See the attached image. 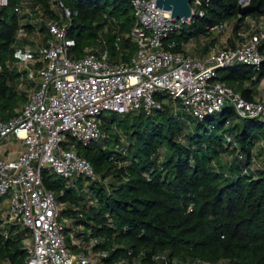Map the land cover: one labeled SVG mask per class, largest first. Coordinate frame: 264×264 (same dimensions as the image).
<instances>
[{
	"label": "trees",
	"instance_id": "obj_1",
	"mask_svg": "<svg viewBox=\"0 0 264 264\" xmlns=\"http://www.w3.org/2000/svg\"><path fill=\"white\" fill-rule=\"evenodd\" d=\"M19 2L8 0L0 7L2 120L13 117L27 100L26 92L17 90L21 73L16 62L23 52L36 57L48 37L43 22L14 11ZM25 2L33 13L38 6L44 17L53 15L49 0ZM63 2L73 12L67 32L70 57L80 58L91 46L110 62L129 60L136 48L129 0ZM248 2L258 9L239 15L238 0H201L197 9L203 15L170 32L164 47L175 43L169 49L181 51L182 44L205 35L208 26L231 19L237 35L248 15H264V0ZM31 35L35 45L25 50L27 41H34ZM258 49L264 56V39ZM217 74V80L251 100L264 77V58L258 69L234 63ZM215 115L218 123H213ZM100 118L105 136L73 148L90 162L98 180L77 177L72 186L42 170L44 185L63 204L61 216L71 219L64 229L68 249L73 227L67 225L72 223L82 228L80 241L94 239L95 264H264V166L252 169L254 144L264 142V120L239 118L229 105L199 120L171 102L151 114L106 112ZM244 167L246 174L241 173ZM1 223L0 217V264H21L29 234L19 225Z\"/></svg>",
	"mask_w": 264,
	"mask_h": 264
},
{
	"label": "built area",
	"instance_id": "obj_2",
	"mask_svg": "<svg viewBox=\"0 0 264 264\" xmlns=\"http://www.w3.org/2000/svg\"><path fill=\"white\" fill-rule=\"evenodd\" d=\"M135 24L131 32L135 52L127 61L110 62L93 47H86L80 58H72L67 32L73 12L63 0H49L53 15L44 17L36 6L33 13L20 0L15 12L25 11L33 23L43 22L48 37L38 45L36 57L21 53L16 66L21 73L18 91L27 100L8 120L0 115V147L12 136L20 149L12 159L0 158V197L8 196L2 225H19L28 232L30 244L21 264H95L83 253L73 254L65 245L68 218L61 216V205L42 181L48 169L74 186L77 177L98 180L92 165L78 155L73 145L64 146V134L88 145L105 136L100 116L106 112L151 114L169 102L179 103L189 115L201 120L229 105L239 118L264 120V81L251 100L217 80L219 68L243 63L258 69L264 56L258 46L264 39V21L255 24L249 38L225 50L213 49L199 60L184 51L165 48L163 39L189 24L203 10L201 0H192L193 16L186 20L171 17L156 8V0H129ZM249 0H238L239 6ZM8 0H0V7ZM223 22L206 28V34L219 30ZM184 44H182L183 46ZM168 103V102H167ZM242 159V154L236 152ZM242 174L248 173L244 167ZM190 208V206H189ZM6 236V232L4 231ZM207 263L201 260L184 264Z\"/></svg>",
	"mask_w": 264,
	"mask_h": 264
},
{
	"label": "crops",
	"instance_id": "obj_3",
	"mask_svg": "<svg viewBox=\"0 0 264 264\" xmlns=\"http://www.w3.org/2000/svg\"><path fill=\"white\" fill-rule=\"evenodd\" d=\"M258 21H264V15H260V16L248 15L245 19V23L243 26L248 25L250 23L252 24L253 22L256 23ZM209 38L210 36L208 35H199L195 38H191L189 41L184 43L181 49L185 53L192 55L194 58L203 60L213 50L211 48V45L214 44V42L212 41L211 38L210 40H208ZM204 39H207V40L205 41ZM263 81H264V77L261 79L257 87L253 90L252 97L257 93ZM246 85H248L247 82H246ZM13 146H16V147H14V149H11ZM19 149H20V146L18 142L12 136H10L3 142V144L0 147V158L4 160L12 159ZM60 205L63 206L62 203ZM68 219L71 221L70 218ZM67 226L73 227L68 234L67 242L71 244V247H69V250L73 254L83 253L86 256H88L93 262L96 263V261L98 260L99 254L98 252H95L92 250L94 239L90 238L89 240L86 239V241L82 242L80 241V238L78 237V232L82 228L74 227L72 226V223H69ZM117 264H124V263L118 262Z\"/></svg>",
	"mask_w": 264,
	"mask_h": 264
},
{
	"label": "rangeland",
	"instance_id": "obj_4",
	"mask_svg": "<svg viewBox=\"0 0 264 264\" xmlns=\"http://www.w3.org/2000/svg\"><path fill=\"white\" fill-rule=\"evenodd\" d=\"M22 12L24 14H27L25 11H22ZM255 24L256 23L253 22L252 24L250 23L248 25L243 26L238 32V34L234 35L233 34L234 19L224 21L223 26L219 30L214 31L208 35L214 42V44L211 45V48L215 50H225L229 47H234L235 45L246 41L249 38V36L252 33H254ZM30 38H32V40L34 41L31 42L28 40L27 44H25V50H29L28 48H33V46L35 45L34 42H36V38H34V36L32 35L30 36ZM210 38L208 40H210ZM204 40L206 41L207 39H204ZM161 100L165 103L169 102L168 97H162ZM219 120H220V117L218 115H215L213 119V123H218ZM263 129H264V126H263ZM113 130L116 131L115 128ZM63 141H64L63 142L64 146L72 144L73 148L75 147V144L77 143L73 141V139L68 133L64 134ZM262 144L264 145V142H261V141H256L254 144V148H253L254 161L252 165L253 167L251 166L252 169H257V168L260 169L264 166V147ZM14 147L16 146H13L11 149H14ZM227 158H229L228 155H227ZM223 159L226 160L225 157H223ZM85 182L86 184L88 183V181L86 180ZM7 207H8V196L5 195V196L0 197V217H2L3 214L7 211ZM25 242L27 245L30 244L29 236L25 237ZM201 264H207V263H201ZM209 264H214V263L210 262Z\"/></svg>",
	"mask_w": 264,
	"mask_h": 264
},
{
	"label": "water",
	"instance_id": "obj_5",
	"mask_svg": "<svg viewBox=\"0 0 264 264\" xmlns=\"http://www.w3.org/2000/svg\"><path fill=\"white\" fill-rule=\"evenodd\" d=\"M191 1L192 0H156L155 7L169 11L171 17L175 19L182 18L186 20L187 18L193 16ZM257 9H258L257 5L239 6L238 14L242 15L248 11H253Z\"/></svg>",
	"mask_w": 264,
	"mask_h": 264
}]
</instances>
